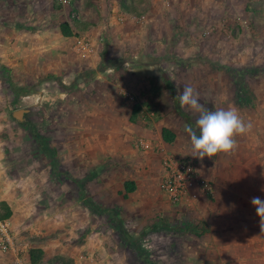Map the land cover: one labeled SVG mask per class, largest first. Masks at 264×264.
<instances>
[{
	"label": "crops",
	"instance_id": "crops-1",
	"mask_svg": "<svg viewBox=\"0 0 264 264\" xmlns=\"http://www.w3.org/2000/svg\"><path fill=\"white\" fill-rule=\"evenodd\" d=\"M254 4L256 7H264V0H254ZM261 18L264 19V16ZM56 19L55 22L49 17H43L34 26L33 33L24 29L16 32L8 27L6 34L1 31L4 28L2 25L0 63L7 67H24L23 71L28 74L37 65L44 67L46 72L56 66L66 73L68 71L65 68L71 67L74 76L72 81L79 79L80 83L82 78L78 74L95 69L100 61L98 51L105 44L99 41L95 44L98 37L103 40L105 36L108 39L109 34L120 33V30L103 32L98 26L79 30L73 27L70 18L63 17L59 21V16H56ZM62 22H68L72 26L73 36H64L61 33L59 25ZM89 36V39L86 38ZM139 36L144 37V32H140ZM79 37L89 40L90 44L87 45L92 46L91 51L76 47L75 42ZM257 41L261 42L259 35ZM72 43L78 52L77 58L80 59L74 64L68 62L64 52L65 46ZM122 43L124 44L121 42L114 48L115 52L119 51L121 54L125 51ZM236 43L238 48L234 46L233 52L239 53L249 48V45H243L239 41ZM137 47L135 54L138 57L145 48L139 43ZM218 47L221 46H216L217 58L223 55L222 48ZM169 49L168 46L165 47V50ZM55 55L59 57L55 58ZM154 55L156 56L155 53L152 54ZM174 55L179 56V53ZM182 55L180 57L184 56ZM143 56L148 58V55ZM46 72L39 71V74ZM215 78L216 85L209 91L208 87L205 89L206 97L212 94V99H215L213 106H208V110L235 107L245 122L251 124V128L247 133L236 137V148L231 153H219L212 158L205 156L203 160L198 158L199 177L210 182L213 190L211 194H205L193 189L188 194L186 203L189 204L188 209L193 217L189 218L193 228L187 225L185 228L181 227L180 230H187V239L184 241L180 237L181 241H177L178 247L172 248L168 244L165 258L169 261L177 258V251L184 260L182 264L190 263L192 258L198 259L199 264H264V233L260 231L256 208L251 204L253 197L264 200V80L251 83L254 95H248L249 105H242L237 102V93L235 101L233 90L228 87L224 90L225 86L220 82L222 76ZM112 83H116L120 91L127 85L128 87L123 90V94L118 89L112 90L108 97L103 96L104 99L93 104L94 106L81 102V107L77 100V104L72 107V125L77 124L81 116H85L87 119L82 121L80 131L90 130L92 127L104 134L101 141L87 138L81 144L79 139L72 136L71 154L64 155L63 149L57 144L55 147L59 153L55 157L45 154L46 150L43 148L46 147L43 143L26 136L25 132L31 134L32 130L21 128L17 132V124L9 120L8 111L0 109V201H5L11 209V215L6 221L13 235V247L0 255V264H32L29 257L31 248H40L43 251L38 264H119L117 260L120 258L121 247L115 249L113 245L116 238L113 240L106 235L114 228L113 219L107 220L106 224L97 221V205L94 199L89 192L90 198L83 197L79 181L72 180L88 178L95 184L97 167L101 168L103 165L107 168L105 179L108 181L101 187L105 188V195L112 198L109 204H123L127 202L125 195H133L139 201L135 209L140 210L144 204L141 201L148 199L149 187L154 179V173H148V169L158 170L160 178L163 153L177 151L184 154L191 150L190 136L185 125L177 127L174 122H166L162 116L157 117L150 125L142 124L145 117L131 121L132 106L135 103L145 104L146 93L143 89L140 90L138 84L127 79ZM150 87L149 85L147 89ZM42 109L47 115L45 119H49L46 125L59 131L64 125V109L58 105L44 106ZM88 115L96 116L88 118ZM23 124L26 126L28 123ZM163 127L169 128L175 134V139L170 144L162 139ZM22 130L24 132L19 133ZM137 138L145 140V149L135 146L134 140ZM67 180L72 181L71 184ZM127 181L134 182L135 189L131 192L125 190ZM65 185L71 187L65 188ZM89 191L94 194L95 190L89 188ZM67 193L74 195L73 199H68L70 202H65ZM139 195L142 196L141 200ZM106 210L110 211L108 207ZM142 215L137 217L141 221L139 227L143 231L148 226L153 227L155 221ZM196 231L202 235H196Z\"/></svg>",
	"mask_w": 264,
	"mask_h": 264
},
{
	"label": "rangeland",
	"instance_id": "rangeland-1",
	"mask_svg": "<svg viewBox=\"0 0 264 264\" xmlns=\"http://www.w3.org/2000/svg\"><path fill=\"white\" fill-rule=\"evenodd\" d=\"M121 1L136 11L123 10ZM56 16H59V21L63 17L70 18L72 23L78 18L87 24L88 29L98 26L103 32L120 30V33L109 34L108 39L105 36L103 40L98 37L95 44L98 41L105 44L98 51L100 61L95 69L78 74L82 78L80 83L72 81L74 76L71 67L65 68L68 71L66 73L56 66L52 67L50 72H46L44 67L37 65L32 73L28 74L23 71L24 67H7L0 63L1 111L6 109L9 120L19 125L15 126L17 132L21 128L31 129V134L25 132L26 136L43 143L46 147L43 148L46 150L44 153L54 157L58 152L55 144L63 149L64 155L71 154L72 136L79 139L80 144L87 138L100 141L103 139L104 132H97L92 127L90 130L80 131L82 121L87 119L85 116H81L77 124L72 125L71 112L77 100L80 101L81 107L87 103L94 106L93 104H98L105 96L108 97L114 89H118L120 94H123V90L128 85L120 91V87L117 88L113 81L130 80L138 84L140 90L143 89L146 93V114L142 120L143 125H150L153 120L162 116L165 117L166 122H174L177 127L185 125L195 130V119L198 114L187 107H180L177 88L180 87L182 90L184 85H191L199 94V102L209 109L208 106H213L215 99H212V94L206 97L205 89L208 87L207 91H209L216 85L215 77L222 76L220 82L225 86V91L227 87L233 90L234 100L237 81L242 85L241 94L251 96L254 95L251 83L264 80V19L261 18L264 16V7H256L254 0H70V4L66 6H60L53 0H0V27L4 25L1 31L6 34L8 27L16 32L27 30L33 33L34 26H37L43 17L57 21ZM140 32H144V37L140 38ZM258 35L261 42L257 41ZM1 37L3 38L4 35ZM86 38L89 39L90 36ZM166 39L170 40L166 41ZM237 41L249 45V48L239 53L233 52V47H237ZM121 42H124L122 44L126 49L120 54L119 51L115 52L114 48ZM138 43L145 48L143 54L148 55V58L143 54L136 56ZM217 45L223 50V55L218 58L215 57L218 56ZM167 46L169 50H165ZM64 52L67 54L68 62L74 64L80 60L77 58L78 52L73 43L67 44ZM153 53L156 56H152ZM174 53H179V56ZM58 57L59 55H55V58ZM39 71L46 73L39 74ZM149 85L151 87L147 89ZM56 105L61 106L65 112L64 125L59 131L46 125L49 119H45L47 115L42 109L44 106ZM23 108L28 112L22 121L11 115L12 111ZM95 116L88 115V118ZM23 123L28 124L24 126ZM76 126L78 128H75ZM21 132L24 131L19 133ZM19 133L17 136L20 138ZM24 136L22 133V137ZM166 153L183 155L177 151H167L163 155ZM194 159L197 169L198 158ZM106 170L103 165L101 168L97 167L95 184L88 178L72 181H79L83 197L90 198L89 192L94 199L97 205V221L106 224L107 220L113 219L116 228L106 235L118 241L113 245L115 249L121 247L117 262L119 264H182L184 260L181 258V253L175 250L177 258L169 261L165 258V249L168 244L174 248L178 240L187 239L185 236L187 230L182 231L181 227L193 228V223L189 219L192 217L188 209L189 204L186 203L188 194L180 202L171 203L159 190L162 175L159 178L158 170L148 169V173H154V179L149 187L148 199L141 201V204L144 203L140 208L141 211L135 209L139 201L133 195H125L127 202L123 204L119 202L109 204L112 198L106 196V192H103L105 188L101 187L108 181L105 179ZM200 180L206 181L202 178ZM72 181L67 180L68 184ZM66 187L70 188L71 185L70 187L65 185ZM89 188L95 190L94 194ZM193 189L202 191L199 184L190 191ZM73 196L67 193L65 202H70L68 199H73ZM139 199H142L141 195ZM105 206L110 211H105ZM141 214L142 217L146 216L155 221L153 227L148 226L145 229L148 230L147 232L139 227L141 221L137 217H141ZM195 234L202 235L199 231ZM179 245L181 247L180 243ZM4 254L0 252L1 256ZM187 264H199V260L192 258Z\"/></svg>",
	"mask_w": 264,
	"mask_h": 264
},
{
	"label": "clouds",
	"instance_id": "clouds-1",
	"mask_svg": "<svg viewBox=\"0 0 264 264\" xmlns=\"http://www.w3.org/2000/svg\"><path fill=\"white\" fill-rule=\"evenodd\" d=\"M178 89L179 105L189 108L198 114L195 119L196 129L186 126L190 136L191 150L183 155L203 160L205 156L212 158L219 153H231L236 148V137L247 133L251 124L245 122L238 109L208 110L199 102V94L191 85ZM264 191V189H262ZM251 204L256 208L259 217V227L264 233V200L260 197L251 198Z\"/></svg>",
	"mask_w": 264,
	"mask_h": 264
},
{
	"label": "built area",
	"instance_id": "built-area-1",
	"mask_svg": "<svg viewBox=\"0 0 264 264\" xmlns=\"http://www.w3.org/2000/svg\"><path fill=\"white\" fill-rule=\"evenodd\" d=\"M53 1L60 6L70 4V0ZM87 43L90 44L88 39L79 37L76 42V47L84 48V51H91L92 46H88L89 44L87 45ZM134 143L139 149H145L147 147L143 138L135 139ZM162 170L159 188L166 199L173 204L180 202L198 184L205 194L212 193V184L208 181L200 180L195 159L190 156L166 153L162 157ZM12 247L13 235L9 230V223L6 220H0V252L6 253Z\"/></svg>",
	"mask_w": 264,
	"mask_h": 264
},
{
	"label": "trees",
	"instance_id": "trees-1",
	"mask_svg": "<svg viewBox=\"0 0 264 264\" xmlns=\"http://www.w3.org/2000/svg\"><path fill=\"white\" fill-rule=\"evenodd\" d=\"M120 5L122 7L123 10L125 11H136V9L132 10V7L128 4H126L125 2H120ZM73 27H75L76 29L79 30H84V29H88V26L86 23H84L82 20H79L78 18H75L73 21ZM59 28L61 30V33L64 36H73V28L72 26L68 23V22H62L59 25ZM231 70L229 69V72ZM79 79H75V83L78 82ZM242 85L239 84V81H237V94H236V99L239 102V104L242 105H249V96L248 95H243L241 94L242 91ZM146 104H142V103H135L132 106V111H131V115H130V120L135 122L137 120H141L145 117L146 114ZM25 112H27V109L23 108V109H19V110H15L13 112V116L16 117L17 119H21L25 117ZM162 139L164 140V142L166 143H172L175 139V134L172 130H170L169 128L163 127L162 128ZM135 189V185L134 182L132 181H127L125 183V190L126 192H131ZM11 215V209L9 207V205L5 202V201H0V220H6L9 218V216ZM43 255V251L40 248H31L29 250V257H30V261L32 264H38V262L41 260V257Z\"/></svg>",
	"mask_w": 264,
	"mask_h": 264
},
{
	"label": "flooded vegetation",
	"instance_id": "flooded-vegetation-1",
	"mask_svg": "<svg viewBox=\"0 0 264 264\" xmlns=\"http://www.w3.org/2000/svg\"><path fill=\"white\" fill-rule=\"evenodd\" d=\"M27 112H25V114H26ZM25 117H26V115H25Z\"/></svg>",
	"mask_w": 264,
	"mask_h": 264
}]
</instances>
